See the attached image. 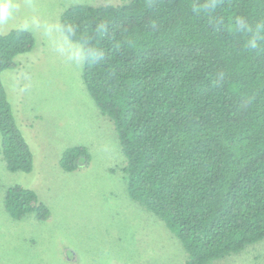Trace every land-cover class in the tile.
<instances>
[{"label":"trees","instance_id":"obj_1","mask_svg":"<svg viewBox=\"0 0 264 264\" xmlns=\"http://www.w3.org/2000/svg\"><path fill=\"white\" fill-rule=\"evenodd\" d=\"M70 6L60 28L84 50L83 81L114 123L129 197L180 240L187 264H216L264 240V0H122ZM36 45L34 33L0 35V151L11 172L34 154L2 74ZM69 148L60 165L90 163ZM20 220L51 213L37 194L8 189Z\"/></svg>","mask_w":264,"mask_h":264},{"label":"rangeland","instance_id":"obj_2","mask_svg":"<svg viewBox=\"0 0 264 264\" xmlns=\"http://www.w3.org/2000/svg\"><path fill=\"white\" fill-rule=\"evenodd\" d=\"M122 0H0V35L31 31L34 49L2 81L34 154L30 173L11 172L0 151V264H187L177 236L127 192L126 158L114 123L101 114L83 81V46L66 36L61 16L72 5ZM86 147L90 163L60 165L66 150ZM34 191L50 210L16 220L9 188ZM216 264H264V240Z\"/></svg>","mask_w":264,"mask_h":264}]
</instances>
